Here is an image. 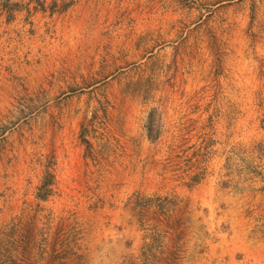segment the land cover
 <instances>
[{
    "label": "rangeland",
    "instance_id": "374dc122",
    "mask_svg": "<svg viewBox=\"0 0 264 264\" xmlns=\"http://www.w3.org/2000/svg\"><path fill=\"white\" fill-rule=\"evenodd\" d=\"M0 264H264V0H0Z\"/></svg>",
    "mask_w": 264,
    "mask_h": 264
}]
</instances>
